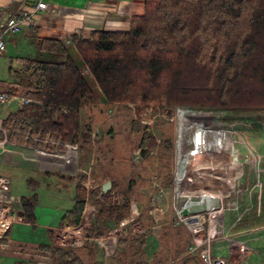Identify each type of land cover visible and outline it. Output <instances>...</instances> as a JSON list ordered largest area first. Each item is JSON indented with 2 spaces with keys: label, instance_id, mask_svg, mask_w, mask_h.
<instances>
[{
  "label": "trees",
  "instance_id": "16d2710c",
  "mask_svg": "<svg viewBox=\"0 0 264 264\" xmlns=\"http://www.w3.org/2000/svg\"><path fill=\"white\" fill-rule=\"evenodd\" d=\"M143 1L144 12L132 17L128 30L98 29L89 37L69 33L63 38L36 39L38 54L22 57L15 79L34 101L18 106L5 118L3 126L10 131L9 139L48 148L51 145L33 137L76 142L79 160H84L85 154L91 155L93 123L85 115L84 107L97 93L84 66L93 74L105 103L135 101L141 106L159 104L164 109L180 106L223 111L264 109V0ZM2 12L0 8V21ZM132 122L133 132L142 129L139 146L144 147L143 154L147 155L145 146L155 142L150 126L134 119ZM3 136L0 131V139ZM166 144L170 151H162L167 167L163 177L164 184L172 187L174 167L165 155L171 154L174 142L167 137L163 141ZM59 148L64 149L65 145L60 144ZM138 177L142 174L122 182L109 176L110 179H104L109 182L107 189L99 185L91 191V196L101 191L103 200L98 201L97 218L87 228L89 235L106 234L131 213ZM73 179L74 204L64 212L60 225L78 223L85 205L88 175L80 170ZM116 191L119 201L113 199ZM36 199V194L22 197L25 215L33 222ZM147 219L151 216L146 211L132 225L151 224ZM176 229L177 251L183 229ZM6 234L0 237V246L7 242ZM149 242L146 233L120 236L113 261L164 264L165 255L157 258L162 251L158 250L160 245L150 249ZM86 246L93 261L80 254L83 247L61 246L53 239L45 244L52 261L59 264H102L101 258H95L96 243L89 242ZM150 250L155 254L152 260ZM186 251L203 262L199 253L189 251V244Z\"/></svg>",
  "mask_w": 264,
  "mask_h": 264
},
{
  "label": "rangeland",
  "instance_id": "374dc122",
  "mask_svg": "<svg viewBox=\"0 0 264 264\" xmlns=\"http://www.w3.org/2000/svg\"><path fill=\"white\" fill-rule=\"evenodd\" d=\"M11 42L12 41L9 42L8 39L7 50L0 55V78L5 79L4 81L19 84V88L26 93L24 86L15 81L17 77L16 70H18V67H21L22 59H18L19 61L16 62L15 59H11L9 56L14 55L15 52L31 53V55H35L33 54L34 47H30L28 41L25 43L19 42L21 46L20 50L17 51L14 42ZM8 48L10 53H8ZM6 59L7 61L4 65L13 62L14 67H16L12 73L7 70V67L3 68L2 62ZM80 59L79 57V60ZM83 68L87 78L91 85L94 86L97 93V97L92 99L91 102L84 107L86 111L85 115L87 117L89 115V119L93 123L92 128L99 129L98 132H96L95 138L91 132L93 144L91 146V155L85 154V158H83L84 164L88 165H86V169L83 171L88 175L87 182L89 181L90 175L89 185L92 183L95 187L97 186L96 183H98L102 186V182L105 181L104 179H107L109 176L110 178L111 176L115 177L117 181L121 180L122 182H127L128 178L131 176L141 173L142 177H138V183L135 186L133 210H141L143 207L142 213H146L147 211L152 219H147L148 223L151 221V224L159 222L160 226L154 228L159 229V233H157L159 239L158 245H160L158 250L162 248L161 254L157 258L165 255L166 261L164 264H204L200 262L196 256L188 251L185 252L188 244L190 245L191 243L192 232L184 223L177 221L180 219V215L176 202L175 178L178 173L177 168L179 165L182 167V174L185 175L186 178L188 177L187 179L189 180V185H185V190H187L186 193H184L185 197L188 196L189 190H196L194 184L190 183L192 181H197L196 184L205 191L208 187L210 192L216 189L218 194H220V197H218L219 203H216V205L218 204V207L223 210V217H221V222L216 227L218 231L212 235L213 240L210 245L214 259L220 257L219 259L222 258L225 260V264L232 262L230 257L231 242H233V245L236 244L239 246L238 244H240V242L237 243L236 240H242L248 247H251V249L249 248V256L246 255L248 257L244 256L241 260L252 262V264H264V109H244L240 111L226 110L227 112L217 109H208V111L211 112V116L209 115L208 118L207 116L200 118L191 115L192 109L185 108L184 110L187 113V118L184 120L182 119L181 122L184 130V150L185 154L190 155V159L193 163L188 162L184 165L185 163L182 164L178 162L177 148L179 147L177 144H179L180 137L183 136L180 127V114L183 109H180V113L178 114V107L164 109L159 106V104L141 106L135 101H116L120 102V105L113 114H110L108 110L114 102H104V95L93 74L87 67L84 66ZM17 107V103H13L8 108L16 109ZM8 108L0 107V109L5 112L6 110L8 111ZM149 110H151V114L146 118L145 113ZM151 117L154 118L152 124L148 121ZM132 119H134L135 122H140L141 124L147 123L150 126L149 132L154 137L155 142L151 146H145L147 147L145 148L147 149V155L143 154L144 147L139 146V138L142 139L143 136L142 129L133 132L131 130V127L134 125ZM167 137H170L174 142L171 154L168 153L165 155V159L172 161L168 163H172L171 165L174 167V184L172 187H167L164 184L163 177V171L167 167L164 164L165 160L163 159L162 151L163 149L166 152L170 151L168 150L169 147L167 144L166 146L163 145V141ZM229 137H231V143ZM227 147L229 151L226 150ZM49 148L55 149L54 147ZM56 149H58V147ZM60 149L61 148L58 150H65ZM222 150H225V152ZM222 156L227 158V163L219 160ZM183 160H185V158H183ZM212 163L214 166H212ZM27 164L31 163L27 162ZM30 166L34 167L33 164ZM184 166L186 167L184 168ZM62 172H64L63 169ZM206 174L207 183L204 181L206 178L201 177V175L203 176ZM210 174H215L218 177L221 175L224 181L226 178L225 185L217 181V178L215 180L214 177H210ZM100 177L102 180H100ZM91 178L94 179L93 182ZM64 179V181L59 180V183L69 184L64 185L61 189L59 184L54 187V180H52L49 185V182H42V179H40L42 182L41 187L36 186L35 189V191L38 192V197L35 202L38 210L37 215H39V213L40 215H61L65 209L73 206L75 187L70 183L73 179L71 177L69 179ZM155 182H157L156 185L163 187L162 191L155 185ZM57 183L58 181H56V184ZM52 186L54 188H52ZM94 187L90 189L93 190ZM197 191H195V194H197ZM238 193H240V195H238ZM198 194L202 195V199L205 198L203 192ZM99 200H103L101 191L96 195H92L90 198V203L94 206L95 214L99 207ZM135 204L137 206L134 208ZM208 211L207 209L205 218L206 229L204 230L205 235L210 228V215H208ZM240 215L243 216L239 219ZM248 221L254 222L252 229L245 231L242 235L235 234L237 235L235 239L233 233L237 230L247 229L243 225ZM175 226H177L176 228L183 229V234L180 238V249H177V251L175 234L177 235L178 232L177 229L174 228ZM121 232L120 228L114 227L105 234L110 235L109 237L112 238L110 243L113 245V248H111V250L114 251L108 256L107 261H105L104 251L99 246L98 241H89L96 243L95 258L98 260L101 258L102 264H115L113 257L117 249H119L117 241L118 238L122 236ZM232 238L235 239V241H233ZM89 242H87V244ZM155 243L156 238H154V236L152 238L150 237L149 248L154 249L155 246H157ZM88 250L89 246H85L81 249L80 254L85 260L93 261L94 257H92V259L89 257L87 254ZM178 251L184 252H179L177 254ZM234 254L236 259L241 258L243 255L242 247L240 251L237 253L234 252ZM191 257L195 258L196 262H194ZM116 264L120 263L116 260Z\"/></svg>",
  "mask_w": 264,
  "mask_h": 264
},
{
  "label": "crops",
  "instance_id": "0c3cea01",
  "mask_svg": "<svg viewBox=\"0 0 264 264\" xmlns=\"http://www.w3.org/2000/svg\"><path fill=\"white\" fill-rule=\"evenodd\" d=\"M38 1L40 0H0V8L3 9V15L13 14L24 8L29 9ZM45 1H47L49 8L40 11L37 14L38 24L33 26L28 34L23 35L22 33H19V35L8 37L9 42H14L17 51L20 50L21 46L19 42L25 43L28 41L30 47H34L33 54L37 55L36 39L38 38H63L68 36L69 33H79L84 37H89L94 30L98 29L128 30L130 28L132 17L134 15L142 14L145 10V3L143 0ZM8 53H10L9 48ZM23 54L31 55V53L26 54L24 52H15L14 55L9 57L18 62V59H22L24 56ZM6 61L7 59L2 62L3 68L7 67V70L12 73L16 67H14L13 62H10V64H8V69V65H4ZM4 80L5 79L0 78V89L7 87L9 83H11ZM13 110L14 109L6 110L5 112L0 109V127H4L3 122L5 118ZM11 141L12 143L9 145V149L0 154V173L7 174L11 177L10 189L8 191H0V200L11 206L10 213L13 217V225L6 234L8 240L0 246V264H59L52 261L50 252L47 247L45 248V244L52 242L53 231L51 227L60 225L59 221L61 220V217L64 212L70 208L65 209L61 215H40V213L37 215L38 210L36 205V220L33 222L29 221L25 215L22 197H30L34 194L38 197V192L35 191V189L36 186L41 187L42 182H49L50 185L52 180H54V187L59 184L61 189L64 185L69 183L61 184L59 183V180L64 181V178L69 179L70 177L73 179L72 176L77 175L80 170H85L87 164L85 165L83 160L79 161V155L75 160L74 165L68 169H64L62 165L59 164L61 161L59 157L53 156L51 157V160H49L45 153H39L37 155V160L35 161L25 159L22 152L32 154L33 151L30 146H34L35 144L20 142L18 145H15L14 143L17 141ZM27 162L33 164L34 167L30 166L31 164H27ZM62 169L64 172H62ZM40 179H42V182ZM56 181H58L57 184ZM107 182L108 181H105L104 183ZM70 183L75 187L76 183L74 179ZM102 185L105 186L104 184ZM54 187L52 186V188ZM253 224V221L246 222L243 226L247 229L237 230L233 233V237L236 239L237 235H242L245 231L251 230ZM154 225V223L143 225L135 224V226L140 227L143 230L141 233L147 234L149 240L150 237H153L152 229ZM158 242L159 239L156 237L155 244L158 245ZM236 242H240V244H238L239 246L236 244L233 245V242H231L230 257L232 262L228 264H252V262L250 263L241 260L244 256L250 253L251 247H248L242 240H236ZM241 247L243 249V255L241 258L236 259L234 252L237 253L240 251Z\"/></svg>",
  "mask_w": 264,
  "mask_h": 264
},
{
  "label": "built area",
  "instance_id": "2783aa9c",
  "mask_svg": "<svg viewBox=\"0 0 264 264\" xmlns=\"http://www.w3.org/2000/svg\"><path fill=\"white\" fill-rule=\"evenodd\" d=\"M48 8L49 5L47 1L40 0L29 9L24 8L23 10L17 13L2 15L0 21V55L7 50L8 37L19 35V33H22L23 35L28 34L30 29L38 24L37 14L40 11L47 10ZM33 101L34 100L30 96H28L19 88V84L9 83L7 87L0 89V107L8 108L13 103H17V105L20 106L31 103ZM118 107L119 105L116 104L115 107L109 110V113L113 114ZM8 110H11V108H8ZM145 114L147 118L148 115L151 114V110H149ZM148 121L152 124L154 122V118L151 117L150 119H148ZM98 130L99 129L96 128L92 129L91 132L94 138ZM0 131L4 134L3 138L0 140V154H2L9 149V145L12 143V141L9 139L8 135L10 131L8 129H6L5 127H0ZM33 138L37 141L38 140L45 141L46 144L51 145V147L54 148L58 147V149L60 144H64L65 150L60 149L61 151H59L58 149L40 147L35 143L34 146H30L33 148L32 154H27L25 152H22L25 159H30L35 161L37 160V155L39 153H45L49 160H51V157L53 156L59 157L61 159L59 164L62 165L64 169L71 168L74 165V160H76L79 155L78 143L63 142L62 140H55V139H51L50 137L42 138L41 136H35ZM18 143L19 142H15L14 144L18 145ZM175 179H176L175 181L176 202L178 204V213L180 215V219H178L177 221L184 223L187 226V228H189V230L192 232V242L189 245V250L191 252L199 253L204 264H215L214 263L215 259L212 256L210 245L213 240L212 235H214L218 231L216 227L218 226V224H220L221 222L220 219L221 217H223V215H213L217 213L214 212L215 211L214 209L211 210L209 208V205L206 208V210L202 212L184 214L183 210L185 206L190 205L195 200L194 197L191 196H187V201L183 200L184 198H186L185 194H183L182 192L181 193L177 192L178 177L176 176ZM93 180L94 179H92V182ZM89 184H90V175H89V181L86 183L88 196L85 201V205L82 211L80 221L76 224L52 226L51 229L53 231L52 232L53 242L55 244L65 247L81 248L86 246L87 242H89L90 240H97L99 246L104 251L105 261H107L108 256L112 254L111 252H114L113 250H111V248H113V245H111L110 243L112 240V238L109 237L110 235L104 234L102 236H95V235H89L87 232V228L97 218L95 214L94 206L92 203H90V198H91L90 192L92 190L90 188L94 187V185L92 183L91 185ZM96 184L97 186H99L98 183ZM156 184L157 182H155V185ZM10 185H11V177L7 174L0 173V191H8L10 189ZM97 186H95L93 189H95ZM156 186H158V188H160L161 191L163 190V187H161L160 185H156ZM238 195H240V193H238ZM198 198L200 199L199 201H203V200L207 201L206 195L204 199H202L201 197ZM113 199L114 200L117 199L118 201L120 200L117 191L114 193ZM216 206H217L216 208L217 210H222L221 208L218 207L219 205ZM207 209L209 210L208 215H210V222H209L210 228L208 229L207 234L205 235L204 230L206 229L205 218L207 215ZM10 210H11V206L9 204H6L4 201L0 200V237L4 236V234H6L13 225V217L11 216ZM141 214H142L141 210L134 209L127 217L122 219L115 227L121 229L122 231L121 235H128L131 233H141L143 232V230L140 227L132 225V223H134V221ZM242 216L243 215H240L239 219ZM158 226H160L159 222H157L152 229V234L154 233L153 234L154 238H156L157 233H159V229H154ZM232 240L235 239L232 238ZM154 255H155L154 251L150 250L149 259L152 260L154 258Z\"/></svg>",
  "mask_w": 264,
  "mask_h": 264
},
{
  "label": "bare ground",
  "instance_id": "6f19581e",
  "mask_svg": "<svg viewBox=\"0 0 264 264\" xmlns=\"http://www.w3.org/2000/svg\"><path fill=\"white\" fill-rule=\"evenodd\" d=\"M116 104H118V105H120V102H115V103H113L111 106H110V108H109V110L110 109H112L113 107H115V105ZM185 108H187V109H192V112H191V115H193V116H196V117H200V118H204L205 116H207V118L209 117V115L211 114V112L210 111H208V109H205V108H197V107H195V108H193V107H179V109H178V114L180 113V109L182 110L181 111V114H180V127H181V130H182V135L183 136H181L180 137V140H179V144H177L179 147H177L178 148V162L179 163H182V164H184V165H186L188 162H192L193 163V161H191V159H190V155L189 154H185V150H184V142L185 141H183V137H184V130H183V124L181 123L182 122V119L184 120V119H186L187 118V113H186V111L184 110ZM108 110V111H109ZM222 110V109H221ZM226 110V109H225ZM227 112V111H226ZM218 113V112H217ZM224 113V112H223ZM220 115V114H219ZM211 116V115H210ZM206 120V119H205ZM231 136V135H230ZM177 140H178V138H177ZM229 141H230V143H231V137H229ZM228 144V143H227ZM233 146V145H232ZM229 147V146H228ZM228 147H227V149L226 150H228ZM230 149H231V147H230ZM222 151H224L225 152V150H222ZM229 151V150H228ZM233 151V150H232ZM224 152H222V153H224ZM227 155H228V153H227ZM183 158H185V160H183ZM193 158V157H192ZM219 160L221 161V162H224V163H227V158L226 157H224V156H222V157H220L219 158ZM213 164V163H212ZM212 166H214V164L212 165ZM181 166H179L178 165V173H177V177H178V181H177V192L178 193H186V191L187 190H185V185H189V180L186 178V176L185 175H183L182 174V167L180 168ZM186 166H184V168H185ZM194 176V175H193ZM199 176V175H198ZM201 177L203 178H206L204 181H205V183H207V174L206 175H201ZM210 177H214L215 178V180H216V178L218 179L217 181H219L220 183H222V185H225V181H226V178H225V181H224V178H221L222 176L221 175H219V177L218 176H216L215 174H210ZM200 180V179H199ZM200 182V181H199ZM190 183H192V184H194V187H195V189L196 190H194V191H191V190H189V192H188V196H191V197H201L202 195L201 194H198V193H204V195H206L207 196V201L209 202V208L211 209V210H215L214 212H216L217 214H213V215H222V210H217L216 208L217 207H213V206H216V203H219L218 202V197H220V194H218V191L216 190V189H214L212 192H210L209 191V188L207 187L206 188V191L205 190H203L202 189V187H200L199 185H197L196 183H197V181H192V182H190ZM207 185V184H206ZM198 190V191H197ZM203 190V191H202ZM195 191H197L196 193L197 194H195ZM200 191H202V192H200ZM209 193V194H208ZM209 195H210V200H209ZM219 195V196H218ZM208 202H207V206H208ZM218 205V204H217Z\"/></svg>",
  "mask_w": 264,
  "mask_h": 264
},
{
  "label": "water",
  "instance_id": "95a60500",
  "mask_svg": "<svg viewBox=\"0 0 264 264\" xmlns=\"http://www.w3.org/2000/svg\"><path fill=\"white\" fill-rule=\"evenodd\" d=\"M104 188L107 189V185H109V182L104 183ZM184 201H187V197L183 199ZM194 202L191 203L190 205L185 206L183 212L184 214H192V213H197V212H202L204 210H206L207 208V201L203 200V201H199L200 199L198 197H194ZM215 264H224L225 260L223 259H219V258H215L214 260Z\"/></svg>",
  "mask_w": 264,
  "mask_h": 264
}]
</instances>
